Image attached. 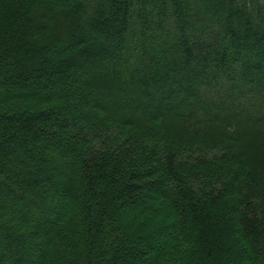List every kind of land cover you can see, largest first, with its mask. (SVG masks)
<instances>
[{"label": "trees", "instance_id": "1", "mask_svg": "<svg viewBox=\"0 0 264 264\" xmlns=\"http://www.w3.org/2000/svg\"><path fill=\"white\" fill-rule=\"evenodd\" d=\"M0 264H264V0H0Z\"/></svg>", "mask_w": 264, "mask_h": 264}]
</instances>
